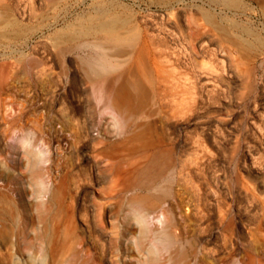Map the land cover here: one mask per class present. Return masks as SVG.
I'll list each match as a JSON object with an SVG mask.
<instances>
[{
	"label": "rangeland",
	"instance_id": "rangeland-1",
	"mask_svg": "<svg viewBox=\"0 0 264 264\" xmlns=\"http://www.w3.org/2000/svg\"><path fill=\"white\" fill-rule=\"evenodd\" d=\"M225 1L0 0V264H141L137 202L152 244L159 219L181 221L190 264L224 236L264 264L242 240L264 239V0ZM115 17L159 53L124 120L83 69Z\"/></svg>",
	"mask_w": 264,
	"mask_h": 264
},
{
	"label": "bare ground",
	"instance_id": "bare-ground-1",
	"mask_svg": "<svg viewBox=\"0 0 264 264\" xmlns=\"http://www.w3.org/2000/svg\"><path fill=\"white\" fill-rule=\"evenodd\" d=\"M40 1H41V4L48 5V4H54L58 2L59 0H40ZM225 2L228 5L233 3V1H230V0H227ZM29 14L30 12L24 9H21L19 12V18L23 20L26 17H28ZM206 17L208 19H211V17L207 14H206ZM2 23H6L3 17L0 18V24ZM7 24L8 26H13V24L10 22H8ZM101 28H102V33L104 34V37L102 38V40L104 41V44L102 46H108L109 48L107 49L105 47L101 48L102 52L98 56L100 57L99 59L94 60L93 58V60L88 59L84 61L83 69L85 73L88 75V77L92 75H96L97 77L108 76L107 81L110 83L111 86L107 85V89L111 87V90H108V91L103 90V94H102L103 96L101 98L100 97L98 98L100 100L105 99V101H108V107H110V109L114 112V114H117L118 116H120L121 120H124L129 115V112L132 111L134 114L136 113L134 111L136 110V106L134 103L136 100H138L137 94L139 92H143L144 90L149 89L146 87V83L144 80V75L142 73L140 62L142 61V59H145V58L156 60L157 59L156 53L158 52L156 53L153 51L151 52V50H149L147 47V45L150 44L149 43L150 41L147 40L145 36L140 34L141 31L137 32L138 30L136 31V29L129 28L128 21L124 20L123 18H120V17L112 18V21L103 23L101 25ZM76 35L79 38L86 36L81 33H77ZM69 37L71 38L73 37V35H69ZM98 47L100 49V45ZM167 53L169 56L170 52H167ZM172 54L173 53L171 52V55ZM124 56H128V59L126 60L124 64H121L124 61L121 62L120 60L122 58L121 59H118V58L124 57ZM151 91L154 92L153 89H151ZM143 93H147V92L145 91ZM126 122L127 121L123 123H126ZM131 122H130V125H131ZM123 127L127 128V126H123ZM136 127L138 128V126ZM28 151L29 153H31V150H28ZM163 152L164 151L154 152L153 156H154L155 165L160 166L161 161H162L161 153ZM163 156H164V153H163ZM167 158H168V155H167ZM35 163H36L35 161H31L32 165ZM158 177H159L158 175L153 177V183H156V179H158ZM151 182L148 183V185L151 184ZM37 187L41 189L42 192L46 190L42 181L37 183ZM150 187L152 188L153 186L149 185L148 188ZM141 211H142L141 205L139 202H137L136 207H135L136 213L134 217L138 224V229L140 232V239L136 242V248H137L138 253L147 255L146 259L140 263L141 264H160L161 257L163 256L162 254L165 252L164 258H166L167 264H190L189 261H187V258L191 254L190 251L184 252L180 248L179 240H177L178 239L177 236H175L173 233L174 231L173 227L177 229L178 227L176 226L182 225V223H180L181 221L172 222V220L169 221V219L167 221L166 220L167 218H165V221L159 219L158 221L163 226L162 227L163 229H161L159 232H154L155 236H153L152 238V241L154 242V244H152V242H150V240L148 239V231L143 224L144 216ZM184 219H185V216H184ZM186 223L188 224V222ZM250 231L246 232V234L245 232L242 234V240L246 243V245L250 248V250L252 249L255 252L264 251V239L259 238L257 235H255L254 233H251ZM101 235H104L103 232H101ZM37 236L38 238L40 237L43 238V241L46 243L45 250L46 251L49 250L50 252H52L53 258L56 256H61L64 250L67 248L64 242L59 240L56 236H50L46 234H41V235L38 234ZM261 240L263 241L262 243H261ZM207 245L208 246H206L202 252L201 260H200L201 262L194 263V264H238L239 263L236 257L240 255V252H237L238 251L237 244L230 238H227L226 236H224L223 245L217 249H215L214 247H209V245L212 246V242L210 240L207 242ZM256 259L254 256H251L249 261L247 260V262L243 264H262L263 263L259 259L258 260L261 263L260 262L258 263Z\"/></svg>",
	"mask_w": 264,
	"mask_h": 264
}]
</instances>
